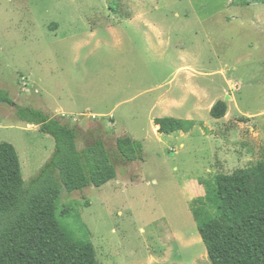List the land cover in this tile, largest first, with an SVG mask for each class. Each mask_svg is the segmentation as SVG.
Masks as SVG:
<instances>
[{
    "label": "rangeland",
    "instance_id": "374dc122",
    "mask_svg": "<svg viewBox=\"0 0 264 264\" xmlns=\"http://www.w3.org/2000/svg\"><path fill=\"white\" fill-rule=\"evenodd\" d=\"M113 1L118 12L108 0H0V88L75 127L80 148L106 142L116 178L64 191L59 208L77 238L84 221L102 264H212L191 208L218 173L264 160V0ZM189 83L200 99L174 111L158 101L180 100ZM218 100L222 118L210 113ZM189 114L190 132L155 127ZM127 133L143 160L118 153ZM3 141L26 184L56 148L0 103Z\"/></svg>",
    "mask_w": 264,
    "mask_h": 264
},
{
    "label": "trees",
    "instance_id": "16d2710c",
    "mask_svg": "<svg viewBox=\"0 0 264 264\" xmlns=\"http://www.w3.org/2000/svg\"><path fill=\"white\" fill-rule=\"evenodd\" d=\"M108 1L118 12L120 3ZM0 103L14 106L18 119L39 125L56 140L51 158L29 184L15 145L0 143V264H102L84 221H79L82 236L77 238L62 218L71 210L60 213L59 208L64 191L100 187L116 178L106 142L94 138L80 148L75 127L16 103L2 88ZM227 109V102L218 100L210 113L222 118ZM154 122L162 133H187L196 125L176 116L155 117ZM116 147L125 161L144 159V144L128 133L117 137ZM206 186L191 209L212 264H264V160L218 173Z\"/></svg>",
    "mask_w": 264,
    "mask_h": 264
},
{
    "label": "crops",
    "instance_id": "0c3cea01",
    "mask_svg": "<svg viewBox=\"0 0 264 264\" xmlns=\"http://www.w3.org/2000/svg\"><path fill=\"white\" fill-rule=\"evenodd\" d=\"M186 67H190V66H186ZM186 67H181V68H183L185 70ZM192 85L193 84L189 83L187 85V88L185 87L186 95L180 97L181 98L180 100L174 99V97L172 95H167V93H166V95L163 94V96L160 97L159 100L158 99L157 100L160 101L161 104H163L164 108H170L171 109V108H178V107L184 105L186 100H189L192 97H195V98L197 97L198 99H200V97L202 95L200 87L199 86L196 87V86H192ZM162 98H163V100H161ZM158 101L156 102V104L159 103ZM171 110L174 111L173 109H171ZM89 112H91V111H89ZM186 117L189 119L193 118L191 114L187 115ZM155 127L158 128V125H155Z\"/></svg>",
    "mask_w": 264,
    "mask_h": 264
}]
</instances>
